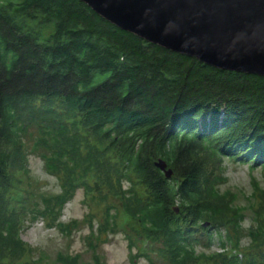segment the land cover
Returning <instances> with one entry per match:
<instances>
[{
  "label": "trees",
  "instance_id": "obj_1",
  "mask_svg": "<svg viewBox=\"0 0 264 264\" xmlns=\"http://www.w3.org/2000/svg\"><path fill=\"white\" fill-rule=\"evenodd\" d=\"M27 146L60 192L20 186ZM226 158L264 172V75L152 43L82 0H0V264H44L25 262L33 250L21 231L39 219L70 236L78 221L61 216L78 189L105 205L103 220L86 237L92 260L60 252V264H108L96 246L120 213L130 248V237L146 247L134 258L264 264V184L252 177L253 202L237 204L220 187ZM215 244L223 251L198 248Z\"/></svg>",
  "mask_w": 264,
  "mask_h": 264
},
{
  "label": "water",
  "instance_id": "obj_2",
  "mask_svg": "<svg viewBox=\"0 0 264 264\" xmlns=\"http://www.w3.org/2000/svg\"><path fill=\"white\" fill-rule=\"evenodd\" d=\"M117 26L221 69L264 75V0H82ZM156 165L168 178L165 160Z\"/></svg>",
  "mask_w": 264,
  "mask_h": 264
},
{
  "label": "rangeland",
  "instance_id": "obj_3",
  "mask_svg": "<svg viewBox=\"0 0 264 264\" xmlns=\"http://www.w3.org/2000/svg\"><path fill=\"white\" fill-rule=\"evenodd\" d=\"M28 154V173L26 176L22 175L20 186L27 187L32 185L31 188L35 192H48L58 193L60 192V181L57 177L50 175L46 172L43 160L34 152L30 151V147L27 146ZM224 175L227 177L223 183H220L222 190L231 189L237 193V204L248 205L252 203L251 198L252 187L250 179L255 177L261 180V184H264L262 178L264 172L261 168H250L247 164L235 163L226 158ZM24 183V184H23ZM22 188H19V190ZM249 198V200H248ZM107 203L110 200L106 201ZM114 205H117V201H113ZM115 207V206H114ZM104 204H100L97 201L86 198L83 189H78L74 197L66 204L61 221L70 222L77 220L78 227L72 232L70 236L63 235L57 227L48 226L44 220H34L31 223L24 226L21 231L22 238L28 242L32 247L31 255H27L25 262L30 259L40 256L44 257V264H60L57 262V255L60 252L70 253L76 255L80 253L84 262H90L93 257V251L88 247L86 237L94 228L96 229L98 223L103 220ZM115 209H117L115 207ZM252 209H247V215L241 225L242 234L239 241L240 248L243 253L248 252L249 238L245 234L251 227ZM118 227L115 231L110 232L107 235H102L101 240L97 243L96 252L105 259L108 264H163L154 255L150 254L151 260L145 256L134 258L137 251L146 248L144 241L140 239L130 237L134 246L130 248L126 231L133 233L131 225L128 224V218L120 213L118 216ZM139 237V233L134 232ZM85 237V240H84ZM140 238V237H139ZM217 241V239L215 240ZM201 251L205 250L207 253H214L217 251H223L217 244L210 247L201 246ZM260 250L252 251L254 256L260 257ZM148 253V252H147ZM23 264V263H20Z\"/></svg>",
  "mask_w": 264,
  "mask_h": 264
}]
</instances>
